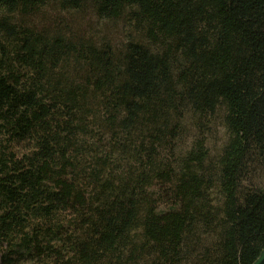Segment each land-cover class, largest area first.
I'll use <instances>...</instances> for the list:
<instances>
[{"label": "trees", "instance_id": "1", "mask_svg": "<svg viewBox=\"0 0 264 264\" xmlns=\"http://www.w3.org/2000/svg\"><path fill=\"white\" fill-rule=\"evenodd\" d=\"M263 247L264 0H0L1 264Z\"/></svg>", "mask_w": 264, "mask_h": 264}, {"label": "rangeland", "instance_id": "2", "mask_svg": "<svg viewBox=\"0 0 264 264\" xmlns=\"http://www.w3.org/2000/svg\"><path fill=\"white\" fill-rule=\"evenodd\" d=\"M48 12V13H47ZM47 14H50L48 10H46ZM65 20L69 21L74 28H76L80 35L86 32V28L88 26L91 27L92 31L94 30L96 40L105 39L106 41L119 45L125 39L124 30L121 23L117 22L116 24L110 22H99L96 20L94 16L90 12H85L84 15H76L71 16L68 14H63ZM36 23L43 24V22L34 17ZM87 34V33H86ZM88 35V34H87ZM218 132V141L220 140L221 132L217 129ZM1 264V263H0Z\"/></svg>", "mask_w": 264, "mask_h": 264}, {"label": "water", "instance_id": "3", "mask_svg": "<svg viewBox=\"0 0 264 264\" xmlns=\"http://www.w3.org/2000/svg\"><path fill=\"white\" fill-rule=\"evenodd\" d=\"M252 264H264V247L261 250L257 259Z\"/></svg>", "mask_w": 264, "mask_h": 264}]
</instances>
